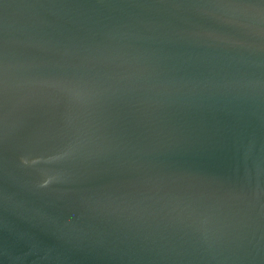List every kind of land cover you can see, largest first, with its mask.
Masks as SVG:
<instances>
[{
	"label": "water",
	"instance_id": "water-1",
	"mask_svg": "<svg viewBox=\"0 0 264 264\" xmlns=\"http://www.w3.org/2000/svg\"><path fill=\"white\" fill-rule=\"evenodd\" d=\"M0 264H264V0H0Z\"/></svg>",
	"mask_w": 264,
	"mask_h": 264
}]
</instances>
